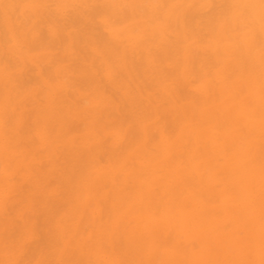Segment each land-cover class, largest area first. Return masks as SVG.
Returning <instances> with one entry per match:
<instances>
[{"label":"snow or ice","instance_id":"snow-or-ice-1","mask_svg":"<svg viewBox=\"0 0 264 264\" xmlns=\"http://www.w3.org/2000/svg\"><path fill=\"white\" fill-rule=\"evenodd\" d=\"M4 7L15 15L0 31V264H169L144 257L172 245L158 233L163 222L179 219L175 209L157 206L149 235L134 231L130 218L142 214L138 200L155 203L150 165L161 146L183 142L189 119H197L181 106L213 102L223 113L215 122L222 158L202 163L200 175L195 157L173 155L170 162L179 161L181 185L195 200L211 187L215 203L226 202L205 240L214 258L196 264H264V0H20ZM121 25L145 37L132 41L142 57L130 65L135 82L125 70L126 51L111 36ZM161 34L179 59L153 72L143 57L159 59ZM69 38L80 44L75 60L67 54ZM193 56L205 72L189 78ZM85 125L95 130L93 147L79 151L73 137ZM53 148L77 160L70 175L41 176ZM23 152L40 163L20 166ZM85 185L98 189V198L86 196ZM97 251L119 258H84Z\"/></svg>","mask_w":264,"mask_h":264},{"label":"bare ground","instance_id":"bare-ground-1","mask_svg":"<svg viewBox=\"0 0 264 264\" xmlns=\"http://www.w3.org/2000/svg\"><path fill=\"white\" fill-rule=\"evenodd\" d=\"M20 0H0V31L5 28L11 18L15 15L14 10H8L4 6L14 3H19ZM63 2L71 3H112L120 4L128 2V0H63ZM137 2H144V0H137ZM160 2H182V0H160ZM189 2H197V0H189ZM115 11V10H114ZM112 38L120 47L121 51H126L128 63L125 64V70L128 72L129 81L135 82L137 75L134 70H129L131 62L140 63L142 61L140 49L135 47L133 40L143 39L145 37H132L130 35V28L128 25H121L116 27L111 32ZM167 42V37L163 34L157 40L161 47L157 50L159 59L157 61H150L147 52L143 57V62L148 64L149 70L153 72H162L166 62L171 59H179L174 53H169L164 47ZM67 47V54L75 60L77 58V51L80 47L78 40L69 38ZM151 47V46H150ZM2 71V68H0ZM205 72L202 60L195 56L191 58L187 67V75L189 78H194L198 74ZM3 81L0 79V103H2ZM181 112L187 110L190 113L198 114L195 121L189 119L187 124V137L183 142L176 144H167L161 146L159 152L161 153L154 163L150 165L152 169L151 190L155 203L146 202L142 199L137 201V207L142 209V214L130 218L134 231L142 235H149L153 227L158 223L156 215L157 206H171L179 219H173L169 224L167 221L163 222L161 230L158 233L164 240L171 238L172 245L161 250L158 257H144L159 258L169 264H179L182 261H189L192 264L196 262L214 258L206 248L205 240L207 234L211 232L220 220L219 214L224 211V203H215V197L218 195L211 187H208L204 193V199L195 200L190 191L185 190L181 185L183 178L182 172L178 168L179 161L176 165H172L171 157L175 155L177 158L189 156L195 157L193 171L196 175L201 174V164L205 166L217 159L222 158V153L218 151L223 145L219 141L220 133L215 130V122L218 119H223L221 106L216 103H207L200 109H193L190 106H181ZM55 118L54 116L52 117ZM165 119L174 122V117L165 114ZM77 128H80V123L77 122ZM95 130L85 125L73 137V143L79 151H84L93 147V138ZM3 128L0 127V179H2L5 169L6 154L3 147ZM27 152L20 154V159L17 163L20 166L30 167L33 163L40 162L33 161L27 157ZM43 163L47 166L41 176L47 173H62L70 175L77 167V160L73 155L64 152L62 149H51L44 156ZM111 179V178H109ZM236 179H242L238 176ZM114 191H119L120 185L112 179ZM85 195L96 199L100 195L98 189L94 188L88 190L85 185ZM207 201V202H206ZM202 209L207 210V216L201 217ZM5 226L3 205L0 204V241L3 239V229ZM85 259L107 260L118 259L119 255L108 256L103 251H97L91 255L85 254ZM258 258V257H257Z\"/></svg>","mask_w":264,"mask_h":264}]
</instances>
